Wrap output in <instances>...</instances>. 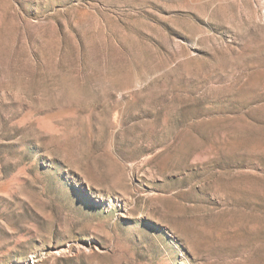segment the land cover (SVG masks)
I'll use <instances>...</instances> for the list:
<instances>
[{
    "label": "rangeland",
    "instance_id": "1",
    "mask_svg": "<svg viewBox=\"0 0 264 264\" xmlns=\"http://www.w3.org/2000/svg\"><path fill=\"white\" fill-rule=\"evenodd\" d=\"M0 264H264V0H0Z\"/></svg>",
    "mask_w": 264,
    "mask_h": 264
}]
</instances>
